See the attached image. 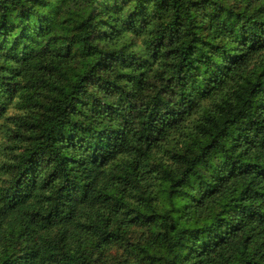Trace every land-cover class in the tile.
<instances>
[{
	"label": "clouds",
	"instance_id": "clouds-1",
	"mask_svg": "<svg viewBox=\"0 0 264 264\" xmlns=\"http://www.w3.org/2000/svg\"><path fill=\"white\" fill-rule=\"evenodd\" d=\"M0 264H264V0H0Z\"/></svg>",
	"mask_w": 264,
	"mask_h": 264
}]
</instances>
